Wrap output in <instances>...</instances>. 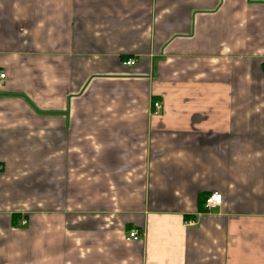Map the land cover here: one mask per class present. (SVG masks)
Returning <instances> with one entry per match:
<instances>
[{
    "label": "crops",
    "instance_id": "obj_1",
    "mask_svg": "<svg viewBox=\"0 0 264 264\" xmlns=\"http://www.w3.org/2000/svg\"><path fill=\"white\" fill-rule=\"evenodd\" d=\"M2 72L0 264H264V0H0Z\"/></svg>",
    "mask_w": 264,
    "mask_h": 264
},
{
    "label": "built area",
    "instance_id": "obj_2",
    "mask_svg": "<svg viewBox=\"0 0 264 264\" xmlns=\"http://www.w3.org/2000/svg\"><path fill=\"white\" fill-rule=\"evenodd\" d=\"M126 63L134 64L135 60L129 59L126 61ZM4 76H5L4 72L0 73V77L3 78ZM153 105L155 107L154 112H158L162 108V103L158 100L154 101ZM221 202H222V194L219 192H213L206 198L205 207L210 210V209L218 206L219 204H221ZM187 223L192 224V223H194V221L188 220ZM140 237H141V232L137 229H132L128 232V234L126 236V240L138 239Z\"/></svg>",
    "mask_w": 264,
    "mask_h": 264
},
{
    "label": "trees",
    "instance_id": "obj_3",
    "mask_svg": "<svg viewBox=\"0 0 264 264\" xmlns=\"http://www.w3.org/2000/svg\"><path fill=\"white\" fill-rule=\"evenodd\" d=\"M207 198V197H206ZM206 198H200V204H201V207L200 209L201 210H206V207H205V201H206Z\"/></svg>",
    "mask_w": 264,
    "mask_h": 264
}]
</instances>
